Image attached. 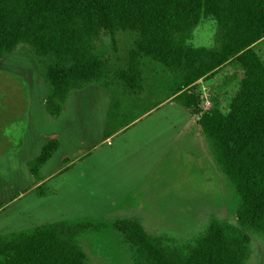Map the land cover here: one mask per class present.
Segmentation results:
<instances>
[{
    "label": "trees",
    "instance_id": "trees-1",
    "mask_svg": "<svg viewBox=\"0 0 264 264\" xmlns=\"http://www.w3.org/2000/svg\"><path fill=\"white\" fill-rule=\"evenodd\" d=\"M218 26L214 47L190 43L202 19ZM129 30L136 37L119 73L129 90L141 89V60L149 57L179 81L174 100L198 114L204 135L239 197L236 225L213 219L206 235L182 258L169 253L135 220L116 227L137 248L142 264H245L249 232L264 234V63L253 44L264 37V0H0V58L31 46L49 83V114L57 117L71 90L95 83L109 64L94 52L101 31ZM237 63L242 77L226 112L198 108L194 85ZM50 140L29 162L35 180L57 149ZM82 223L39 226L0 241V264H86L75 237Z\"/></svg>",
    "mask_w": 264,
    "mask_h": 264
},
{
    "label": "rangeland",
    "instance_id": "rangeland-1",
    "mask_svg": "<svg viewBox=\"0 0 264 264\" xmlns=\"http://www.w3.org/2000/svg\"><path fill=\"white\" fill-rule=\"evenodd\" d=\"M217 33L215 20L202 19L193 31L190 43L217 46ZM135 37L129 30H118L114 34L101 31L94 42V52L110 67L95 83L111 91L114 104L120 103L111 119L117 114L123 115L133 104L140 107L129 116H137L142 109L174 95L177 88L178 73L149 57L141 60V89L136 86L132 91L126 87L118 73L126 67L128 51ZM260 46L255 52L264 63V42ZM228 65L220 71L219 78L227 84L226 88L209 91L205 87L199 89L201 83L194 85L201 110L216 104L222 112L227 111L242 77L237 63ZM41 69V58L27 44L19 45L15 52L0 58V203L9 200L15 189L33 180L29 170H23L27 146L24 132L30 130V122L32 128L35 126L36 109L50 91ZM41 106L40 117L46 114L44 100ZM202 140L203 146L199 143L193 157L179 155L185 151L183 145L186 142L173 147L159 162L157 175L145 182L146 192L140 193L135 200L128 199L120 204L90 203L69 210L68 219L83 225L75 242L83 251L86 264H142L137 248L117 229L119 221L139 220L144 231L167 252L182 258L188 257L206 235L211 220H226L236 225L239 197L217 160L212 142L205 135ZM249 234L251 252L245 264H264V234Z\"/></svg>",
    "mask_w": 264,
    "mask_h": 264
},
{
    "label": "crops",
    "instance_id": "crops-1",
    "mask_svg": "<svg viewBox=\"0 0 264 264\" xmlns=\"http://www.w3.org/2000/svg\"><path fill=\"white\" fill-rule=\"evenodd\" d=\"M263 42L264 37L253 44V49L259 50ZM227 66L209 78L200 79L199 89L226 88L227 84L219 78L220 71ZM47 95L43 98L46 114L40 117L43 102L40 100L36 124L32 128L30 122V130L24 132L27 146L23 170L28 169L33 180L0 203V241L12 240L54 222L76 223L68 219V212L74 207L133 201L146 192L145 182L157 175L159 162L173 147L186 142L185 151L179 155L193 157L199 143L203 146L204 133L198 114L180 105L174 95L142 109L137 116H129L140 107L133 104L113 119L110 116L120 103L114 104L111 91L98 83L71 90L57 117L47 111ZM50 140H57L59 145L41 165L39 179L35 180L29 162ZM127 220H135L142 226L139 220Z\"/></svg>",
    "mask_w": 264,
    "mask_h": 264
}]
</instances>
